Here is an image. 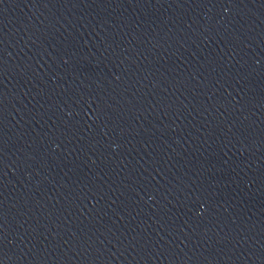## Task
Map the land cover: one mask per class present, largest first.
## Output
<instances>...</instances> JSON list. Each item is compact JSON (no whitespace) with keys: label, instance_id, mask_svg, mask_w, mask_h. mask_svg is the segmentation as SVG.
Segmentation results:
<instances>
[{"label":"water","instance_id":"obj_1","mask_svg":"<svg viewBox=\"0 0 264 264\" xmlns=\"http://www.w3.org/2000/svg\"><path fill=\"white\" fill-rule=\"evenodd\" d=\"M0 264H264V0H0Z\"/></svg>","mask_w":264,"mask_h":264}]
</instances>
